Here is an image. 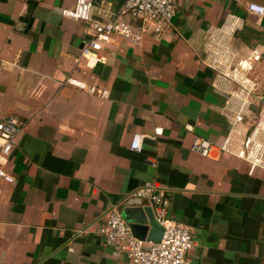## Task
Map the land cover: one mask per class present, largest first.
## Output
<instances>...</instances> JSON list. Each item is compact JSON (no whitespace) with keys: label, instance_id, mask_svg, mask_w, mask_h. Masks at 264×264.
<instances>
[{"label":"crops","instance_id":"crops-1","mask_svg":"<svg viewBox=\"0 0 264 264\" xmlns=\"http://www.w3.org/2000/svg\"><path fill=\"white\" fill-rule=\"evenodd\" d=\"M90 1L92 20L115 10L112 0ZM250 1L261 2L174 0L159 34L138 45L116 37L88 67L79 54L87 23L60 14L74 0H0V118L22 122L1 164L14 181H0V264H131L97 228L129 200L157 223L146 199L131 195L146 182L188 227L185 264H264V170L248 173L218 149L236 99L209 65L211 39L227 34L233 65L258 75L238 125L247 133L264 95V18L254 23ZM134 133L143 136L138 151L129 148ZM194 137L213 143L208 156L190 149Z\"/></svg>","mask_w":264,"mask_h":264},{"label":"built area","instance_id":"built-area-1","mask_svg":"<svg viewBox=\"0 0 264 264\" xmlns=\"http://www.w3.org/2000/svg\"><path fill=\"white\" fill-rule=\"evenodd\" d=\"M247 12L254 16V23L259 24L264 18V0L250 1L244 5ZM174 0H124L114 11H110L101 21L92 20L95 7L90 0H74L71 8H61V16L87 23L89 36L82 42L79 54L85 59L88 67L100 60L98 52L103 44H111L116 37H122L132 44L138 45L143 34L151 32L159 34L174 16ZM235 25L228 26L231 30ZM227 34H218L211 39L215 46L209 65L216 68L217 76L224 82L223 91L236 99V104L230 108L231 118L228 129L218 149L243 160L248 166V173L258 169L264 170V95L257 104L256 116L251 129L247 133L240 132L238 127L248 114L249 97L257 89L260 81L257 74L240 72L233 65V53L227 48L224 39ZM252 58H257L252 54ZM65 83L83 89L89 95L106 98L108 90L97 88L94 84L86 85L72 77H66ZM22 122L14 115L0 118V181L11 183L14 178L2 169L10 153L14 137L20 130ZM161 133L160 127H155L150 136L153 138ZM143 136L134 133L129 142V148L140 149ZM213 143L204 137H194L190 149L200 156H208ZM131 195L144 198L155 210V218L161 227L157 241L138 239L134 237L127 222L114 208H110L97 232L105 242L123 246L125 256L131 264H185V255L192 247V239L188 227L166 215L167 199L156 192L151 182H146L135 188Z\"/></svg>","mask_w":264,"mask_h":264},{"label":"water","instance_id":"water-1","mask_svg":"<svg viewBox=\"0 0 264 264\" xmlns=\"http://www.w3.org/2000/svg\"><path fill=\"white\" fill-rule=\"evenodd\" d=\"M117 9L124 0H112ZM128 206L121 209V216L127 222L131 234L138 239L157 241L161 234V227L155 222L150 208L138 206L136 201H128Z\"/></svg>","mask_w":264,"mask_h":264}]
</instances>
